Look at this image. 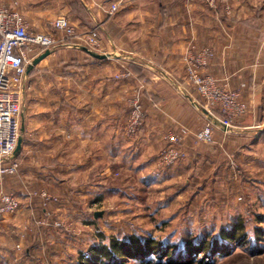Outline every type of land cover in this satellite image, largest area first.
<instances>
[{"label": "crops", "instance_id": "obj_1", "mask_svg": "<svg viewBox=\"0 0 264 264\" xmlns=\"http://www.w3.org/2000/svg\"><path fill=\"white\" fill-rule=\"evenodd\" d=\"M114 4L117 11L110 13ZM0 6L17 10L35 32L56 33L48 23L64 15L78 32L95 33L98 51L91 52L104 56L60 47L27 68L30 114L24 122L21 114V132L26 125L54 123V194L60 204L71 203L69 190L81 183H86L84 203L95 194L104 199L101 167L109 159L132 173L139 159L146 158L150 187L180 174L189 183L201 182L209 173L207 180L223 185L227 159L232 153L238 156L237 150L242 151L239 157H250L247 166L264 164V0H0ZM191 46L212 50L205 73L219 86L240 91L248 107L247 115L226 130L220 127L222 117L216 111L210 116L186 82L183 58ZM45 51H38L32 63ZM118 68H129L137 78L112 80ZM133 87L146 94V115L140 135L128 139L112 126L122 124L124 91ZM53 92L54 106L48 103ZM208 123L213 125L212 143H196L195 134ZM180 130L191 160L155 172L166 133ZM35 211L33 204L25 213ZM8 227L0 222L5 239L11 235ZM32 248L26 254L33 261L39 257L38 248ZM3 255L0 251L1 264L9 260Z\"/></svg>", "mask_w": 264, "mask_h": 264}, {"label": "rangeland", "instance_id": "obj_2", "mask_svg": "<svg viewBox=\"0 0 264 264\" xmlns=\"http://www.w3.org/2000/svg\"><path fill=\"white\" fill-rule=\"evenodd\" d=\"M82 47L85 46L73 48ZM91 51L97 53L98 49ZM37 52L30 54L31 60ZM125 72H129L130 76L117 77ZM135 78L129 68H118L112 75V80L122 83ZM50 79L54 81V70ZM29 88L27 83V90ZM124 94L126 112L122 124H115L112 130L117 129L125 138L135 139L144 125L146 94L135 87L124 91ZM51 97L48 103L54 106V92ZM40 100H36V103H42ZM134 100L141 106L143 122L136 135L130 136L126 133V127ZM27 102L24 94L22 122L30 114ZM25 127L26 130L21 132L22 152L20 150L21 153L15 156L16 173L0 177V197L13 195L19 202L15 214L0 217L1 221L8 222L11 229V235L6 239L0 232V251L4 252L5 260L9 259L5 264H77L81 255L91 247L107 244L111 238L126 240L132 235L142 239L155 238L181 249L188 240L194 241L202 236L214 238L221 229L229 230L240 223L247 236L243 245L233 244L229 255H216L201 263L198 260L201 261L202 256H198L191 264H264V164L261 167L254 163L247 166L244 162L249 161L250 157L244 154L240 158L242 151L237 150L238 156L232 153L227 159V171L221 176L225 182L216 186L213 178L207 180L209 173L204 175L201 182L189 183L180 174V178L173 176L175 178L171 181L154 183L150 187L146 158L139 159L138 170L132 173L121 171V163L109 159L101 167L106 184L104 199H99L95 194L94 199L84 203L86 187L83 186L86 183H81L74 191L69 190L71 203L62 205L60 197L54 194V123ZM162 148L154 162L155 172L189 159L182 145V157L169 165L162 164ZM246 151L252 156V151ZM261 153L264 154V151ZM255 156L258 154L255 153ZM97 174L98 171L93 174L92 180ZM33 204L35 214H26L25 210L33 208ZM95 213L101 215L95 217ZM258 230L263 232L261 239ZM35 246L39 258L32 261L26 250ZM157 262L156 256H151L145 261L127 259L125 264ZM166 262L164 260L162 264Z\"/></svg>", "mask_w": 264, "mask_h": 264}, {"label": "built area", "instance_id": "obj_3", "mask_svg": "<svg viewBox=\"0 0 264 264\" xmlns=\"http://www.w3.org/2000/svg\"><path fill=\"white\" fill-rule=\"evenodd\" d=\"M117 11L112 5L110 13ZM53 32H35L17 10L0 6V177L13 175L17 171L15 151L21 138V114L24 94L27 90L26 72L31 63L30 54L35 51L54 50L60 47H81L91 51L98 49L95 33L76 30L70 20L60 15L48 23ZM68 41H71L68 43ZM77 41V42H74ZM214 53L210 48L187 50L183 62L186 82L193 87L203 101V108L210 116L214 111L222 116L220 127L228 129L235 121L248 113L247 105L241 101V92L219 86L217 80L205 73ZM34 58V57H33ZM130 76L125 72L118 78ZM143 122L141 106L132 102L126 133L135 136ZM185 132H168L160 152L162 164H171L182 157ZM213 141V125L206 124L195 134L196 143L210 144ZM19 202L13 195L0 197V217L15 214Z\"/></svg>", "mask_w": 264, "mask_h": 264}, {"label": "trees", "instance_id": "obj_4", "mask_svg": "<svg viewBox=\"0 0 264 264\" xmlns=\"http://www.w3.org/2000/svg\"><path fill=\"white\" fill-rule=\"evenodd\" d=\"M257 232L261 239L263 232ZM246 241L247 236L241 223L229 230L221 229L214 238L202 236L194 241L188 240L181 249L155 238L142 239L132 235L126 240L111 238L107 244L91 247L86 254L81 255L77 264H125L127 259L145 261L151 256H156L157 264H162L164 260L167 264H191L198 256H202L201 261L198 260L201 263L216 255L227 256L233 244L240 246Z\"/></svg>", "mask_w": 264, "mask_h": 264}, {"label": "water", "instance_id": "obj_5", "mask_svg": "<svg viewBox=\"0 0 264 264\" xmlns=\"http://www.w3.org/2000/svg\"><path fill=\"white\" fill-rule=\"evenodd\" d=\"M85 50H86L91 56H93V57H95V58H103V57H104V56L95 55V54H93L91 51L87 50L86 48H85ZM48 54H49V51L46 50V51L44 52V54L40 55L38 58H36V59L33 61L32 64L29 65L28 70H30V68H32L34 65H36L39 61H41L42 59H44ZM21 144H22V138H20L19 141H18L17 148H16V151H15V154H14L15 156L20 152V150H21ZM100 215H101V213H95V214H94L95 217H99Z\"/></svg>", "mask_w": 264, "mask_h": 264}]
</instances>
